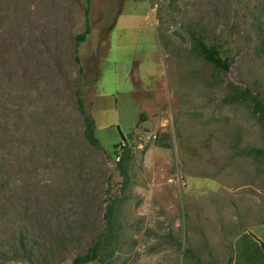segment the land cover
<instances>
[{
  "label": "rangeland",
  "instance_id": "obj_1",
  "mask_svg": "<svg viewBox=\"0 0 264 264\" xmlns=\"http://www.w3.org/2000/svg\"><path fill=\"white\" fill-rule=\"evenodd\" d=\"M86 4L0 0V264H69L99 237L84 264H246L241 244L264 242V0H91L76 52Z\"/></svg>",
  "mask_w": 264,
  "mask_h": 264
},
{
  "label": "trees",
  "instance_id": "obj_2",
  "mask_svg": "<svg viewBox=\"0 0 264 264\" xmlns=\"http://www.w3.org/2000/svg\"><path fill=\"white\" fill-rule=\"evenodd\" d=\"M90 2L91 0H87V4L85 6V13H86V25L84 31L77 34L76 36V52H78V46L81 42H83L87 35L90 32V24L88 21V12L90 8ZM195 45L198 50V52L204 57L205 60H207L210 64L217 68H222L224 70L229 69V56L224 55V49L223 45L220 42L219 38L216 37V41L214 42H206L201 37L195 38ZM77 60H79V57H76ZM76 102H77V108L79 110V113L82 116L83 120V136L85 140L91 144V145H98L99 144V138L95 134V119L93 116L88 113L85 110L84 107V100L81 95V90L79 87L76 89ZM123 140H125L123 138ZM127 145V143L124 141V143H119V146ZM125 149V146L122 147ZM255 151H258V149H255ZM124 158L122 155L119 158V165L122 169V174L125 176L126 170H124L122 164H123ZM111 203L107 204V212L106 214L109 215L110 213V205ZM256 238V237H255ZM257 241H253L249 239V241H246L245 243L241 244L242 250L244 252L243 258L246 260V264H264V242L261 241L259 238H256ZM102 243L101 237H99L94 244L85 252L82 254H77L69 264H84L86 262H89L91 260H94L99 255V249L100 245Z\"/></svg>",
  "mask_w": 264,
  "mask_h": 264
},
{
  "label": "crops",
  "instance_id": "obj_3",
  "mask_svg": "<svg viewBox=\"0 0 264 264\" xmlns=\"http://www.w3.org/2000/svg\"><path fill=\"white\" fill-rule=\"evenodd\" d=\"M259 238V237H258Z\"/></svg>",
  "mask_w": 264,
  "mask_h": 264
}]
</instances>
